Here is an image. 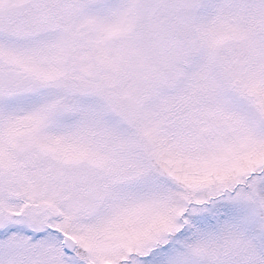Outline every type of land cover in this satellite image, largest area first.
Here are the masks:
<instances>
[{"label":"snow or ice","instance_id":"1","mask_svg":"<svg viewBox=\"0 0 264 264\" xmlns=\"http://www.w3.org/2000/svg\"><path fill=\"white\" fill-rule=\"evenodd\" d=\"M0 264H264V0H0Z\"/></svg>","mask_w":264,"mask_h":264}]
</instances>
